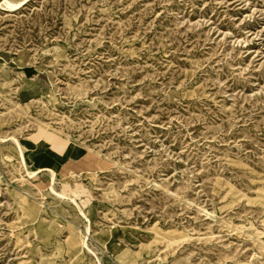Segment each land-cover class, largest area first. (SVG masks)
I'll list each match as a JSON object with an SVG mask.
<instances>
[{"label":"rangeland","instance_id":"obj_1","mask_svg":"<svg viewBox=\"0 0 264 264\" xmlns=\"http://www.w3.org/2000/svg\"><path fill=\"white\" fill-rule=\"evenodd\" d=\"M9 1L0 264H264V0Z\"/></svg>","mask_w":264,"mask_h":264},{"label":"bare ground","instance_id":"obj_2","mask_svg":"<svg viewBox=\"0 0 264 264\" xmlns=\"http://www.w3.org/2000/svg\"><path fill=\"white\" fill-rule=\"evenodd\" d=\"M2 6H5V8L6 9H9V10H16V9H18L20 6H21V3H19V4H14V3H12V2H10L9 0H4V3L2 4ZM14 140V139H13ZM15 141V144H16V146H17V148H18V151H19V153H20V157H21V159H22V161H23V163L24 164H26V156H25V152H24V149H23V146L21 145V143H19L17 140H14ZM47 171H49V173H50V178H51V181H52V185H51V192H54L58 197H60V198H64V195L63 194H61V193H58V192H56L55 191V188H54V186H53V183H55V181H56V179H57V177H56V172L54 171V170H52V169H48ZM34 175H35V172H33V173H31V172H28V176H29V178H32V177H34ZM73 201V200H72ZM76 205H77V203H76ZM77 207V206H76ZM87 234H89V228L87 229ZM88 240H89V238H88V236H84V239H83V246L87 249V250H89L90 252H91V249L89 248V245H88ZM93 253V252H92ZM99 264H101V262H100V260H99Z\"/></svg>","mask_w":264,"mask_h":264},{"label":"crops","instance_id":"obj_3","mask_svg":"<svg viewBox=\"0 0 264 264\" xmlns=\"http://www.w3.org/2000/svg\"><path fill=\"white\" fill-rule=\"evenodd\" d=\"M37 145H42L46 147L48 154L52 157L53 160H55V165L57 166L58 172L63 169V166L67 163V160H70L71 157H74V151L72 150L69 155L67 153V148L65 150H54L53 146L51 143H40V142H35Z\"/></svg>","mask_w":264,"mask_h":264}]
</instances>
